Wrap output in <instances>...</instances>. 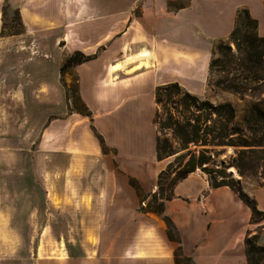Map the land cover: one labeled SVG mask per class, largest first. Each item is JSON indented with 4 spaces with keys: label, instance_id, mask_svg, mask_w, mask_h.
Returning <instances> with one entry per match:
<instances>
[{
    "label": "crops",
    "instance_id": "0c3cea01",
    "mask_svg": "<svg viewBox=\"0 0 264 264\" xmlns=\"http://www.w3.org/2000/svg\"><path fill=\"white\" fill-rule=\"evenodd\" d=\"M192 1L90 0L68 6L75 15L62 25L65 57L74 51L94 56L71 71L88 123L112 156L103 153L110 163L93 166L99 179L98 223L85 232L97 243L89 256H79V264H174L177 245L167 239L162 218L143 208L157 194L158 175L169 159L156 158L154 90L175 81L190 93L188 78L198 69L206 72L209 63L198 54L205 46L203 36L195 35L196 45L181 36L189 22L201 30L206 23ZM208 19L221 29L220 13L216 17L214 11ZM116 63L121 69L113 71ZM129 180L138 185V193ZM243 189L264 212V182ZM56 195L63 203L64 195ZM164 215L175 227L189 264H247L244 239L264 226V219L251 223L250 209L233 191L212 188L196 171L173 186Z\"/></svg>",
    "mask_w": 264,
    "mask_h": 264
},
{
    "label": "rangeland",
    "instance_id": "374dc122",
    "mask_svg": "<svg viewBox=\"0 0 264 264\" xmlns=\"http://www.w3.org/2000/svg\"><path fill=\"white\" fill-rule=\"evenodd\" d=\"M86 2L90 0H0V264H79V256H89L97 243L85 232L98 223L99 179L93 166L107 164L102 154L111 159V151L103 152L88 123L71 68L59 72L67 58L62 25L75 15L68 6ZM192 5L194 12L206 15V23L201 30L189 22L181 36L192 45L199 41L195 35L203 36L205 46L198 54L208 61L214 45L228 39L241 9L257 17L258 33L264 37V0H193ZM214 11L216 17L221 14L220 30L208 19ZM173 47L176 54L179 46ZM188 81L190 93L200 99L231 102L238 112L245 106L213 87L207 70L198 69ZM162 133L170 137V132ZM203 149L188 145L195 155ZM237 150L212 148L208 168L223 170L246 193L243 188L263 184L264 159L259 153L240 162ZM195 171L209 180L199 168ZM172 177L163 180V196L169 194L166 186ZM61 193L63 203L56 197ZM262 228L249 234L257 233V243L264 247Z\"/></svg>",
    "mask_w": 264,
    "mask_h": 264
},
{
    "label": "trees",
    "instance_id": "16d2710c",
    "mask_svg": "<svg viewBox=\"0 0 264 264\" xmlns=\"http://www.w3.org/2000/svg\"><path fill=\"white\" fill-rule=\"evenodd\" d=\"M257 27V21L246 9L237 11L228 39L214 45L207 67L209 83L213 87L245 102L240 112L231 102L212 103L200 99L176 82L157 86L154 90L153 125L155 130L156 126L159 129L156 130L155 139L156 158L163 160L174 156V159L159 173L157 194L151 196L143 210L162 218L167 239L177 245L173 252L174 264H188L189 260L181 253L175 227L164 215V201L170 200L173 186L197 168L208 175L212 188L228 187L238 196L251 211V223L264 219V212L256 209L255 201L223 170L208 168L212 164L209 152L217 147L238 149L237 160L240 162L259 153L264 159V37L259 35ZM92 59L93 55L74 51L64 60L59 72ZM160 109L164 116L160 114ZM162 131L170 132V137ZM97 139L102 144L100 138ZM189 144L204 149L195 155L188 150ZM101 147L104 152L106 148ZM169 174H173L166 186L169 194L163 196V180ZM129 184L139 192L133 180H129ZM257 241V233H247L244 239L247 264H259L264 259V247L258 245Z\"/></svg>",
    "mask_w": 264,
    "mask_h": 264
},
{
    "label": "bare ground",
    "instance_id": "6f19581e",
    "mask_svg": "<svg viewBox=\"0 0 264 264\" xmlns=\"http://www.w3.org/2000/svg\"><path fill=\"white\" fill-rule=\"evenodd\" d=\"M140 66H141V64L138 65V67H140ZM120 69H121V65H120L119 63L114 64L113 67H112V70H113V71H118V70H120ZM231 172H232V171H231ZM233 172H234V171H233ZM233 175H234L235 177H237L235 173H234Z\"/></svg>",
    "mask_w": 264,
    "mask_h": 264
}]
</instances>
